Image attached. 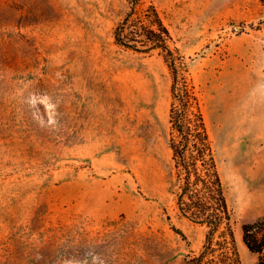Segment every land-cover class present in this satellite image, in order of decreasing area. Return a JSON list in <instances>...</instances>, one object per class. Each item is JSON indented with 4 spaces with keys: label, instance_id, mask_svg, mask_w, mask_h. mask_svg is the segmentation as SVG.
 Instances as JSON below:
<instances>
[{
    "label": "rangeland",
    "instance_id": "374dc122",
    "mask_svg": "<svg viewBox=\"0 0 264 264\" xmlns=\"http://www.w3.org/2000/svg\"><path fill=\"white\" fill-rule=\"evenodd\" d=\"M152 2L204 102L241 264H257L241 227L264 216V6ZM127 11L0 0V264H185L201 248L170 194L171 77L114 44Z\"/></svg>",
    "mask_w": 264,
    "mask_h": 264
},
{
    "label": "trees",
    "instance_id": "16d2710c",
    "mask_svg": "<svg viewBox=\"0 0 264 264\" xmlns=\"http://www.w3.org/2000/svg\"><path fill=\"white\" fill-rule=\"evenodd\" d=\"M126 1L128 11L113 28L114 44L144 55L156 53L168 69L171 101L167 146L173 176L170 194L180 217L205 228L201 248L187 254L185 264H241L227 187L219 171L204 102L189 77L186 58L152 0ZM259 1L264 6V0ZM172 229L184 238L181 230ZM241 230L247 250L257 256V264H264V216L243 224Z\"/></svg>",
    "mask_w": 264,
    "mask_h": 264
},
{
    "label": "bare ground",
    "instance_id": "6f19581e",
    "mask_svg": "<svg viewBox=\"0 0 264 264\" xmlns=\"http://www.w3.org/2000/svg\"><path fill=\"white\" fill-rule=\"evenodd\" d=\"M238 238H239V240H240V235H238Z\"/></svg>",
    "mask_w": 264,
    "mask_h": 264
}]
</instances>
